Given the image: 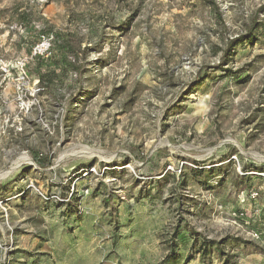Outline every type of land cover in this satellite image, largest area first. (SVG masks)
I'll return each mask as SVG.
<instances>
[{
    "label": "rangeland",
    "instance_id": "rangeland-1",
    "mask_svg": "<svg viewBox=\"0 0 264 264\" xmlns=\"http://www.w3.org/2000/svg\"><path fill=\"white\" fill-rule=\"evenodd\" d=\"M73 218L119 264L264 258V0H0V264H69Z\"/></svg>",
    "mask_w": 264,
    "mask_h": 264
},
{
    "label": "crops",
    "instance_id": "crops-1",
    "mask_svg": "<svg viewBox=\"0 0 264 264\" xmlns=\"http://www.w3.org/2000/svg\"><path fill=\"white\" fill-rule=\"evenodd\" d=\"M70 225L74 226L75 229L71 238L67 240L68 245L66 254L69 264H119L121 256L126 257V255L120 254L119 251H117V253L110 252L112 251V245H110V251L108 249L105 252L107 254L104 253V249L101 246L104 233L99 230L103 227L102 225L98 226L97 223H91V221H87L85 218H73L70 220ZM108 232L109 235L111 234V236H113L112 229ZM119 234L120 233H118L115 238L117 241L120 240ZM122 236L123 239L121 241H124L128 235L122 233ZM131 237V239L127 237V241L129 242H127V244L134 246L132 242L137 240V237ZM108 253H111V258H109L110 256ZM220 264H224V262L222 261ZM239 264H264V258L262 256H247L244 262L240 261Z\"/></svg>",
    "mask_w": 264,
    "mask_h": 264
},
{
    "label": "trees",
    "instance_id": "trees-1",
    "mask_svg": "<svg viewBox=\"0 0 264 264\" xmlns=\"http://www.w3.org/2000/svg\"><path fill=\"white\" fill-rule=\"evenodd\" d=\"M205 1H206V0H205ZM207 2H208L209 4H212V2H210V1H207ZM232 45H233V43H232ZM232 45H231V46H232ZM43 64H44L43 59H42L41 57H39V58H38V66H39V69H41V68L43 67V66H42ZM38 74H41V72H39ZM40 78H41V77H40ZM40 83L44 86V88H45L46 90L48 89L47 85H44V83L42 82V79H40ZM207 244H209V242H207V241L205 242V241H204V247H203V249H202V254H204V256L207 255V253L209 252V250H208L207 247H206ZM167 258L172 259V255L169 254V255L167 256ZM224 259H225L224 264H230V261L228 260L227 256L224 257ZM172 264H173V263H172Z\"/></svg>",
    "mask_w": 264,
    "mask_h": 264
},
{
    "label": "built area",
    "instance_id": "built-area-1",
    "mask_svg": "<svg viewBox=\"0 0 264 264\" xmlns=\"http://www.w3.org/2000/svg\"><path fill=\"white\" fill-rule=\"evenodd\" d=\"M49 43H47V42H44V43H42V45H41V47L42 48H45V50H47L48 48H49ZM40 48V47H39Z\"/></svg>",
    "mask_w": 264,
    "mask_h": 264
}]
</instances>
